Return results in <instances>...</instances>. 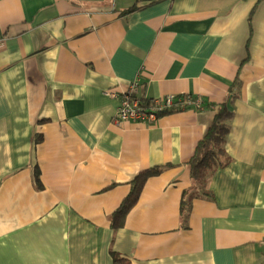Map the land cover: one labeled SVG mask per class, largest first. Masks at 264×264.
<instances>
[{"label": "crops", "instance_id": "crops-1", "mask_svg": "<svg viewBox=\"0 0 264 264\" xmlns=\"http://www.w3.org/2000/svg\"><path fill=\"white\" fill-rule=\"evenodd\" d=\"M152 1L0 0V264H264V0ZM136 81L208 107L115 124L105 92ZM231 96L230 162L197 195L189 163Z\"/></svg>", "mask_w": 264, "mask_h": 264}, {"label": "trees", "instance_id": "trees-1", "mask_svg": "<svg viewBox=\"0 0 264 264\" xmlns=\"http://www.w3.org/2000/svg\"><path fill=\"white\" fill-rule=\"evenodd\" d=\"M153 0L152 2H156ZM139 9L134 7L131 12ZM192 99H197L191 96ZM182 99H186L182 96ZM234 97L231 96L229 101L219 106V111L216 114L213 124L209 128L206 136L198 143L195 151V155L189 163L191 178L195 182L194 193L187 195L185 192L182 200V212L189 207L191 198L197 195H203L208 197L210 194L205 192L207 181L212 173L217 169L224 168L230 162L226 153L227 137L231 130V120L234 117V111L232 109V102ZM149 102V101H147ZM208 107V106H207ZM189 110V109H184ZM182 109L165 112V114L184 111ZM161 169L155 168L142 172L131 183V191L129 195L123 200L120 207L112 215V224L114 228H120L124 225L125 218L129 212L138 203L147 180L151 176H155L161 173ZM117 264H125L118 258H115Z\"/></svg>", "mask_w": 264, "mask_h": 264}, {"label": "built area", "instance_id": "built-area-1", "mask_svg": "<svg viewBox=\"0 0 264 264\" xmlns=\"http://www.w3.org/2000/svg\"><path fill=\"white\" fill-rule=\"evenodd\" d=\"M0 45H2L0 43ZM139 81L134 82L129 90L122 95L113 91H106L105 95L113 99L119 98L120 104L117 108L114 123L138 122L142 124H153L165 112L179 109H197L202 110L208 105L201 99H192L190 96L182 99V96H167L156 100L141 99L136 95Z\"/></svg>", "mask_w": 264, "mask_h": 264}]
</instances>
